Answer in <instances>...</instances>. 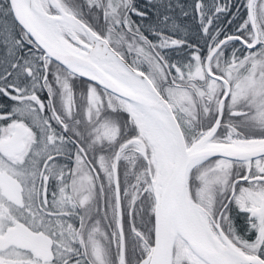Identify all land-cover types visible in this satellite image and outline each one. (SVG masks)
<instances>
[{
	"label": "snow or ice",
	"instance_id": "obj_1",
	"mask_svg": "<svg viewBox=\"0 0 264 264\" xmlns=\"http://www.w3.org/2000/svg\"><path fill=\"white\" fill-rule=\"evenodd\" d=\"M0 264H264V0H0Z\"/></svg>",
	"mask_w": 264,
	"mask_h": 264
},
{
	"label": "trees",
	"instance_id": "obj_2",
	"mask_svg": "<svg viewBox=\"0 0 264 264\" xmlns=\"http://www.w3.org/2000/svg\"><path fill=\"white\" fill-rule=\"evenodd\" d=\"M189 2H190V0H189Z\"/></svg>",
	"mask_w": 264,
	"mask_h": 264
}]
</instances>
